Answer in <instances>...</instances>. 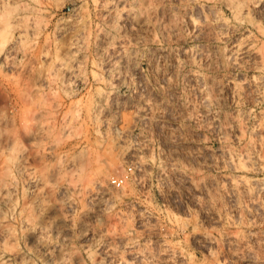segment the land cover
<instances>
[{
    "label": "rangeland",
    "instance_id": "obj_1",
    "mask_svg": "<svg viewBox=\"0 0 264 264\" xmlns=\"http://www.w3.org/2000/svg\"><path fill=\"white\" fill-rule=\"evenodd\" d=\"M120 2L0 0V264H264V0Z\"/></svg>",
    "mask_w": 264,
    "mask_h": 264
},
{
    "label": "bare ground",
    "instance_id": "obj_2",
    "mask_svg": "<svg viewBox=\"0 0 264 264\" xmlns=\"http://www.w3.org/2000/svg\"><path fill=\"white\" fill-rule=\"evenodd\" d=\"M119 2H120V0H119ZM121 3V2H120ZM119 3V4H120ZM34 9H35V11H38V15H40V12H42V11H44V9H45V7L44 6H42V5H39V6H37L36 8L34 7ZM33 10V9H32ZM34 15H36L37 16V13L36 14H34ZM23 17V16H22ZM34 17L35 16H33V18L32 19H34ZM37 17H39V16H37ZM36 18V17H35ZM191 20L192 21H194V17H191ZM15 21H17V18H16V20ZM20 21V20H19ZM18 22V21H17ZM32 22H33V20H32ZM65 22H67V21H65L64 20V22H60L61 24H58V26H57V29H63L64 28V26H65ZM36 23V22H35ZM34 23V24H35ZM22 24V23H21ZM28 24V23H27ZM18 25V24H17ZM24 25V24H23ZM35 25H37V24H35ZM67 25V24H66ZM19 26H21V25H19ZM27 26V25H26ZM29 26V25H28ZM32 26V25H31ZM31 26L29 27V29L31 28ZM66 27V26H65ZM23 28V27H22ZM35 27H32V29L33 30H35L34 29ZM26 29V28H25ZM27 30V29H26ZM22 33V32H21ZM11 35V34H10ZM9 35V36H10ZM113 36V35H112ZM20 37V36H19ZM8 38H10V37H7V39ZM14 38V37H13ZM103 38H105L106 40H108V42L111 40V36H109L108 34H104L103 35ZM7 39H3V43H2V47H5V48H8L9 46H12V44H11V42H13V41H15V40H12L11 42H10V40H9V44L7 43L8 41H7ZM21 39V38H20ZM104 39V40H105ZM248 39V38H247ZM105 40V41H106ZM249 42L248 43H250V40H248ZM17 42V41H16ZM15 42V43H16ZM14 43V44H15ZM247 43V44H248ZM11 44V45H10ZM14 44H13V46H14ZM250 44H252V43H250ZM250 44L248 45L249 47H250ZM9 45V46H8ZM17 45V44H16ZM8 46V47H7ZM12 46V47H13ZM1 47V48H2ZM247 47V46H246ZM9 48H11V47H9ZM26 49V48H25ZM238 49H241V47H238L237 48V50ZM28 50V49H27ZM28 53V52H27ZM262 56H264V52H263V54H262ZM93 63H94V66H98V63L96 62V61H93ZM100 65V64H99ZM77 66V65H76ZM69 67H71V66H69ZM73 67V66H72ZM71 67V68H72ZM100 67V66H99ZM73 68H75V67H73ZM65 69H67V68H65ZM68 70H70V69H68ZM94 70V69H93ZM74 69H73V73H74ZM95 73V71H93V74ZM97 73H95L94 75L95 76H97L96 75ZM98 77V76H97ZM101 78V77H100ZM99 78V79H100ZM102 79V78H101ZM256 81V80H255ZM234 83V82H233ZM234 85H235V87H236V85H238L236 82L234 83ZM233 85V86H234ZM232 86V87H233ZM239 87V86H238ZM237 87V88H238ZM100 107V106H99ZM75 116V115H74ZM22 119V118H21ZM3 131V130H2ZM7 133V132H6ZM9 133V132H8ZM7 133V134H8ZM13 133V134H12ZM10 135L8 134V136L7 137H9V136H12L11 138H7L6 140H5V137H3L2 139L3 140H5V143L3 144L2 143V140H1V142L0 143H2L3 145H1L0 144V201H2V202H7L8 201V203H9V201H11L12 199H11V195L14 193V192H16L17 191V189H18V183H19V179H20V177H21V175H23V177H25V179H26V181L29 183V184H31L32 186H34L35 187V189L33 188V187H31L30 188V190H29V194L32 196L31 198H33L35 195H37V194H39V193H41V192H39V189L41 188V189H44V191H43V193H45V192H47V193H51L52 191H53V189H55L53 186V188L51 187V185H53V184H51V182H49V180H47L46 179V176L47 175H45L44 174V172L41 170L40 171V169H39V171H38V174H37V169H36V166H35V168H33L32 167V169H30L29 170V166L31 165V166H33L32 165V163L30 162V160L28 159V157L27 156H24L23 155V153L22 152H20L17 148H15L16 147V143H18L17 141V139H19V138H16V135H14V132H12ZM2 134V133H1ZM5 134V133H4ZM3 134V135H4ZM15 134H18V132L17 133H15ZM6 135V134H5ZM18 136H20V133H19V135ZM15 149H17V150H15ZM16 151V152H18L19 151V153H21V154H17V153H15L16 155H14L13 153V151ZM49 152H50V150H49ZM235 156V155H234ZM234 156H232L231 154L229 155V158L227 159V161L228 162H230V163H234V164H237V163H240V161H239V159L237 160V158L236 157H234ZM246 156H247V158H248V163L246 164V165H253V164H255L257 161H255V159H253L252 158V156L250 155V154H246ZM34 164V163H33ZM35 165V164H34ZM43 168V167H42ZM34 169H36V172L34 171ZM45 170V169H44ZM42 172V173H41ZM26 174V176H24ZM97 176L98 177H100V178H96V180L98 179V181H102L101 180V176H100V174L98 173L97 174ZM241 180H244V181H246L247 179L245 178V177H242L241 178ZM27 183V184H28ZM49 184H51V185H49ZM101 184H103V182H101ZM100 184V185H101ZM35 185H37L38 187L40 186V188H37ZM61 185V184H60ZM58 186L57 187V191L58 190H60V188H62L61 186ZM29 188V187H28ZM67 188V187H66ZM63 190V188L60 190V191H62ZM55 191V190H54ZM100 191L103 193V194H107L108 195V193H110L109 192V189L106 187V186H102L101 188H100ZM42 193V194H43ZM14 195V194H13ZM13 197V196H12ZM34 199H36L35 197H34ZM32 201V200H31ZM33 202H34V200H33ZM32 202V203H33ZM11 203V202H10ZM4 231H6V232H10V228L9 227H6V230L4 229ZM6 234V233H5ZM4 236V235H3ZM45 244V243H44Z\"/></svg>",
    "mask_w": 264,
    "mask_h": 264
}]
</instances>
